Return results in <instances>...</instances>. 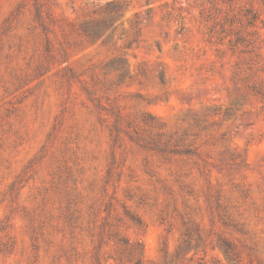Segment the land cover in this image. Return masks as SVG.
<instances>
[{"label":"rangeland","instance_id":"1","mask_svg":"<svg viewBox=\"0 0 264 264\" xmlns=\"http://www.w3.org/2000/svg\"><path fill=\"white\" fill-rule=\"evenodd\" d=\"M0 264H264V0H0Z\"/></svg>","mask_w":264,"mask_h":264}]
</instances>
